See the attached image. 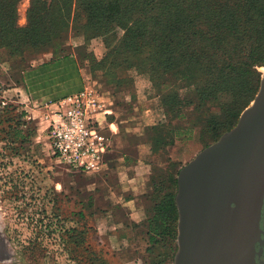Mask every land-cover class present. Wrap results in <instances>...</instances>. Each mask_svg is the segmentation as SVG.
<instances>
[{
  "label": "trees",
  "instance_id": "trees-1",
  "mask_svg": "<svg viewBox=\"0 0 264 264\" xmlns=\"http://www.w3.org/2000/svg\"><path fill=\"white\" fill-rule=\"evenodd\" d=\"M20 1L0 0V50L20 55L33 49L39 55L53 53L54 60L77 63L73 56L57 51L64 35L81 31L87 42L101 37L107 48L102 62L112 68L121 60L126 69L148 75L160 92L169 122L183 118L181 109L194 105L202 113L209 112L220 129L226 128L259 91V68L264 66V0H32L25 28L17 25ZM101 76L118 88L131 87L128 75L121 79L107 71ZM25 112L21 106L0 101V155H10L7 146L15 145L17 139L20 149L26 135ZM180 134L170 123H160L147 128L142 141L146 138L156 154ZM178 173L176 189L171 192L164 190L168 182L150 175V207L146 226L141 227V235L150 244L148 252L166 237L173 242L177 239ZM89 198L88 210L95 201L90 194ZM66 235L78 248L85 241V231L75 227H68Z\"/></svg>",
  "mask_w": 264,
  "mask_h": 264
},
{
  "label": "rangeland",
  "instance_id": "rangeland-1",
  "mask_svg": "<svg viewBox=\"0 0 264 264\" xmlns=\"http://www.w3.org/2000/svg\"><path fill=\"white\" fill-rule=\"evenodd\" d=\"M31 1L21 0L17 4V25L21 28L28 25ZM57 51L59 55L67 53L75 58L87 78L88 87L96 86L97 89L99 85L90 84V78L101 77L107 71L114 72L121 79L128 75V85L140 89L149 100L155 99L162 110L160 92L148 75L135 68L126 69L121 60L112 64V68L109 62L106 65L102 62L107 54L103 38L87 42L81 31L71 30L64 35ZM38 55L33 49H27L20 55L0 50V101L6 105L21 106L28 116L24 128L26 135L20 149V140L17 139L15 145L7 146L10 155H0V214L14 239V249L20 259L17 264H174L177 239L173 242L166 237L152 252H148L149 241L141 235L142 225L146 226V210L150 207L148 189L146 192L144 188L140 190L144 193L138 195V201L131 210L119 213L125 218L123 224L117 225L110 219L115 210L102 208L95 197L92 209L88 210L91 200L89 193L79 186L80 174L56 161L48 135L41 131L29 108L22 104L21 92L14 90ZM259 72L263 77L264 66L259 68ZM181 111L183 118L169 122L165 117L161 123H170L171 128H176L181 134L156 154L152 153L151 144L145 138V155L138 161L139 166L150 165L143 172L159 175V180L168 182L164 190L169 192L176 189V173L207 144L212 145L232 130L243 113L226 128L220 129L209 112L202 113L194 105ZM12 134L14 136L13 131ZM17 152L19 157L11 156ZM113 196L117 197L116 194ZM68 227L85 231V241L80 248L71 244L66 235Z\"/></svg>",
  "mask_w": 264,
  "mask_h": 264
},
{
  "label": "water",
  "instance_id": "water-1",
  "mask_svg": "<svg viewBox=\"0 0 264 264\" xmlns=\"http://www.w3.org/2000/svg\"><path fill=\"white\" fill-rule=\"evenodd\" d=\"M177 181L174 264H258L257 244L263 243L264 76L237 125L186 164Z\"/></svg>",
  "mask_w": 264,
  "mask_h": 264
},
{
  "label": "crops",
  "instance_id": "crops-1",
  "mask_svg": "<svg viewBox=\"0 0 264 264\" xmlns=\"http://www.w3.org/2000/svg\"><path fill=\"white\" fill-rule=\"evenodd\" d=\"M90 81V84L99 85L97 89L96 86H87V78L78 63L71 59L54 60L53 53L45 52L33 60L14 90L21 92L22 104L38 120L41 131L48 135L49 140L44 117L57 102L85 88L98 91L102 112L97 117L101 130L110 140V149L104 155L99 170L80 174L79 186L94 196L102 208L114 209L115 216L112 214L110 219L121 225L125 217L119 213L131 210L138 201V195L148 189L150 174L143 169L150 165H138L145 155L142 139L147 128L163 122L165 114L155 99L144 97L138 88H118L113 81L102 76L91 77ZM143 188L145 191H140Z\"/></svg>",
  "mask_w": 264,
  "mask_h": 264
},
{
  "label": "built area",
  "instance_id": "built-area-1",
  "mask_svg": "<svg viewBox=\"0 0 264 264\" xmlns=\"http://www.w3.org/2000/svg\"><path fill=\"white\" fill-rule=\"evenodd\" d=\"M102 102L97 90L82 91L57 102L45 115L52 154L59 164L74 173L94 172L103 164L110 140L97 117Z\"/></svg>",
  "mask_w": 264,
  "mask_h": 264
},
{
  "label": "flooded vegetation",
  "instance_id": "flooded-vegetation-1",
  "mask_svg": "<svg viewBox=\"0 0 264 264\" xmlns=\"http://www.w3.org/2000/svg\"><path fill=\"white\" fill-rule=\"evenodd\" d=\"M261 238L263 243L257 244V250L260 253L257 256L258 264L264 262V204L261 216ZM13 238L7 230L3 217L0 214V264H17L20 262L17 251L14 249Z\"/></svg>",
  "mask_w": 264,
  "mask_h": 264
}]
</instances>
